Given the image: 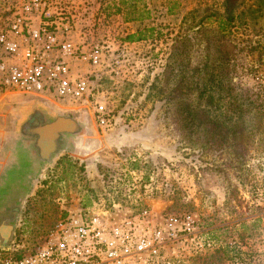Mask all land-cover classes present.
Wrapping results in <instances>:
<instances>
[{
	"label": "rangeland",
	"instance_id": "374dc122",
	"mask_svg": "<svg viewBox=\"0 0 264 264\" xmlns=\"http://www.w3.org/2000/svg\"><path fill=\"white\" fill-rule=\"evenodd\" d=\"M49 1L48 22H69L77 46H102L101 65L72 66L91 76L114 127L97 126L87 99L33 124L14 115L13 124L4 121L0 130L23 152L13 161L18 189L0 192V259L44 245L61 217L95 211L140 217V227L190 220L156 264H264V0H237L235 23L217 42L230 60L200 101L219 123L213 130L199 128V113L194 119L187 110L199 109L195 86L206 54L196 30L216 28L208 14L222 13V0H133L128 10L120 0ZM22 2L0 0V28ZM186 76H194L192 88L182 86ZM60 117L77 125L42 152L36 126ZM225 242L237 244L247 263L222 260Z\"/></svg>",
	"mask_w": 264,
	"mask_h": 264
},
{
	"label": "built area",
	"instance_id": "2783aa9c",
	"mask_svg": "<svg viewBox=\"0 0 264 264\" xmlns=\"http://www.w3.org/2000/svg\"><path fill=\"white\" fill-rule=\"evenodd\" d=\"M50 7L49 0H23L0 28V90L91 100L97 126L111 130L113 117L98 102L91 76L72 70L75 60L101 65L104 50L97 44L83 48L73 43L69 22L61 27L48 22ZM147 213L143 210L141 218ZM139 220H115L95 211L67 214L44 245L29 253L13 252L0 264H156L164 245L191 229L190 220L175 216L153 226L140 227Z\"/></svg>",
	"mask_w": 264,
	"mask_h": 264
},
{
	"label": "trees",
	"instance_id": "16d2710c",
	"mask_svg": "<svg viewBox=\"0 0 264 264\" xmlns=\"http://www.w3.org/2000/svg\"><path fill=\"white\" fill-rule=\"evenodd\" d=\"M121 4L125 7L126 10L136 7L135 1L133 0H120ZM222 8L223 12L220 13L219 11H215L211 14H208L209 22L216 23V28H211L210 26L204 25V23L199 24V28L196 30L199 32V34L203 35L202 43H204V51H205V62L203 63V66L199 67V78L198 82H196V89L198 91V97H199V109H196L195 106H192L190 103L188 104V114L192 118L195 119V116L197 113H199V128H205L209 130L217 128L219 126V123L214 120L215 118H211L208 116V112L206 108H202L200 106V101L204 94L211 90L213 86H215L216 83L221 82V68L225 67L226 64L229 62V52L222 50V48H219L220 45L217 44V42L220 40V38H224V35L226 32H229L232 25L235 23V11L237 10V7L239 4H237V0H222ZM118 11H120V8H118ZM126 18H130L131 16H128V12L124 13ZM143 18L141 15L136 19ZM134 19V18H132ZM220 37V38H219ZM138 39L134 34H130L126 37V39ZM216 38L217 41H216ZM231 42V41H230ZM232 43V42H231ZM234 53V52H233ZM187 77V78H186ZM182 81V86L188 84L190 88L193 86L194 76H186ZM191 97V96H189ZM237 105H239L236 97H233ZM260 108L261 105L257 106ZM241 110V109H240ZM239 110V111H240ZM258 122L260 121L257 119ZM214 124V125H213ZM218 125V126H217ZM233 131H236L235 128H231ZM219 252L221 253L220 258L223 260H232L241 262V263H247L245 258V253L240 249V247L237 246V244H234L233 246L230 245V243L225 242V244H221L218 248Z\"/></svg>",
	"mask_w": 264,
	"mask_h": 264
},
{
	"label": "crops",
	"instance_id": "0c3cea01",
	"mask_svg": "<svg viewBox=\"0 0 264 264\" xmlns=\"http://www.w3.org/2000/svg\"><path fill=\"white\" fill-rule=\"evenodd\" d=\"M75 69L76 68L72 66V70L74 72H76ZM30 97L32 99L28 100ZM77 108L79 109V107H75V105L72 104L71 102L58 99L54 93L27 94L20 91L0 90V129L1 127L5 126L4 121H6L7 118L10 119L9 121H7V123L9 124L12 123V115L20 118L19 121H23L24 118L28 117V121H31V124H33L35 120H38L39 118L38 115L45 114L47 115V117H55L56 115L58 116L60 111H64V109L67 110V109H77ZM60 118L67 120V123H70V121L71 122L74 121L77 123V121H75V119L73 120V118H63V117ZM60 118H56V120ZM56 120H54V122ZM47 122L50 123L52 121H47ZM45 124L47 123L40 125L38 124V125L39 127L42 128L43 127L42 125ZM38 125L36 126L35 131L40 130ZM19 127H21V125ZM69 129L72 132V128ZM19 132L21 131L19 130ZM54 132L57 131L54 130L51 131V133ZM69 134L70 133H67V135ZM11 136L12 135L5 133L3 130H0V179H1L0 182L2 183L0 186V192L6 190L11 191L14 189H18L16 188V185L18 184H16L15 186L12 185L13 183L20 181L17 178H21L19 176L15 179V181H13L14 179L11 177L12 174L18 173L20 171L19 167L16 166L17 164L13 161H15L16 159H21L20 152H23L22 150H19V148L16 149V147H14L16 145L12 144V142H9ZM23 141L24 140H17V143H19L20 145L21 142ZM26 151L24 150V153ZM23 158L25 161L24 166H27V162H26L27 160L25 159L24 155ZM26 183L28 182L26 181Z\"/></svg>",
	"mask_w": 264,
	"mask_h": 264
},
{
	"label": "flooded vegetation",
	"instance_id": "af4514ba",
	"mask_svg": "<svg viewBox=\"0 0 264 264\" xmlns=\"http://www.w3.org/2000/svg\"><path fill=\"white\" fill-rule=\"evenodd\" d=\"M47 124L45 125H42L43 127H39L40 130L39 131V134H40V142L38 141L39 143V146L42 150V152H47V150L53 145V143L59 138L61 137V134H67V133H70V129L69 128H74V126H76V122L74 121H70V123H64V125L62 126V129L57 131V132H54V133H51V127H53L55 124L54 121L52 122H46ZM37 127V128H38ZM15 190V189H14ZM8 191V190H6ZM13 191V190H11Z\"/></svg>",
	"mask_w": 264,
	"mask_h": 264
},
{
	"label": "water",
	"instance_id": "95a60500",
	"mask_svg": "<svg viewBox=\"0 0 264 264\" xmlns=\"http://www.w3.org/2000/svg\"><path fill=\"white\" fill-rule=\"evenodd\" d=\"M67 122V120H64V119H62V118H60V119H57L56 121H55V125L53 126V127H51V130L53 131H59V130H61L62 129V126L64 125V123H66Z\"/></svg>",
	"mask_w": 264,
	"mask_h": 264
}]
</instances>
